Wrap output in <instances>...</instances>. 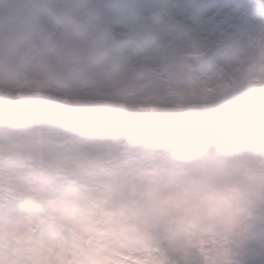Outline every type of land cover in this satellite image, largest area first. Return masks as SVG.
Returning <instances> with one entry per match:
<instances>
[{"label":"clouds","instance_id":"obj_1","mask_svg":"<svg viewBox=\"0 0 264 264\" xmlns=\"http://www.w3.org/2000/svg\"><path fill=\"white\" fill-rule=\"evenodd\" d=\"M0 264H264V0H0Z\"/></svg>","mask_w":264,"mask_h":264}]
</instances>
